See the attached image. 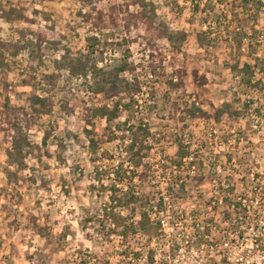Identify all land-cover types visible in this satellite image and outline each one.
Here are the masks:
<instances>
[{"label": "rangeland", "instance_id": "rangeland-1", "mask_svg": "<svg viewBox=\"0 0 264 264\" xmlns=\"http://www.w3.org/2000/svg\"><path fill=\"white\" fill-rule=\"evenodd\" d=\"M2 1L29 18L11 23L0 14V37L24 48L9 60L11 100L27 105L32 93H40L52 99L54 110L31 128L33 147L22 165L5 154L10 144L0 127V264H136L143 257L149 264L155 258L162 264H228L227 257L241 251L232 234H244L245 254L247 245L263 240L264 0L246 6L243 0H149L150 19L128 0L87 7L82 0ZM75 59L88 62V80L67 78L64 67ZM124 64L129 66L117 88L108 84L98 93L99 79ZM245 64L251 72L243 71ZM52 73L61 75L54 88L44 77ZM116 103L111 124L91 118V108ZM126 120L150 128L151 150L135 184L153 205L165 198L164 212L152 214L163 227L127 238L114 232L108 239L118 229L108 216L109 189L126 144L117 126ZM50 123L58 128L47 154L37 146ZM58 138L65 139L61 149ZM181 144L191 155L178 168L172 163ZM106 169L110 176L101 175V183L108 191L96 178ZM170 181L179 185L170 190ZM227 199L250 207L252 228L241 229V215L229 210ZM250 256L261 259L254 251Z\"/></svg>", "mask_w": 264, "mask_h": 264}, {"label": "trees", "instance_id": "trees-1", "mask_svg": "<svg viewBox=\"0 0 264 264\" xmlns=\"http://www.w3.org/2000/svg\"><path fill=\"white\" fill-rule=\"evenodd\" d=\"M86 3L87 6H91L97 0H82ZM128 7L130 5L140 6L142 9L139 11L141 13L142 18H148L146 8L147 6L152 5V1L149 0H128ZM246 4L249 0H243ZM85 7V8H86ZM138 13V14H139ZM0 14L8 22H14L17 19L22 21H28V16L21 10V8L16 7L15 5L8 6L7 3H4L0 0ZM137 14V15H138ZM83 16L86 19L91 18V13H84ZM103 16H100L99 19L103 21ZM150 19V18H148ZM154 21V19H151ZM164 33L166 37L173 39V34L170 32V29L167 26H164ZM185 36V34H182ZM90 40H94L90 38ZM24 49L21 44H14L11 41L4 40L0 37V85L2 87V91L0 92V101H1V109L0 116L1 121L4 125L0 126L2 128V134L5 143L10 144V147H4V152L7 157L16 162L17 164H24V158L27 152L33 147V141L30 137L31 128L37 123L40 117L50 115L53 113L54 104L52 99L48 95H42L40 93H32L28 98L27 105H19L14 104L11 100V92L13 91L12 82L9 79L11 66L9 63L10 57L15 58L19 52ZM93 54V53H92ZM129 65H122L120 68L114 69L113 72H108V78L99 79L96 83L97 88L96 91L103 92L106 90L108 84L113 89L117 88L118 83L120 82V75L125 70L128 69ZM250 65L245 64L243 67V71H250ZM64 69L68 70L67 77L70 81L73 77L76 78H85L88 80L89 77V66L88 62L82 61V59H75L68 63L64 67ZM103 72V71H101ZM48 84L54 88L57 84L56 82L61 77L60 74H46L44 75ZM25 84L32 85V81H24ZM70 83V82H69ZM137 85V84H136ZM35 86V85H34ZM36 88V87H35ZM121 103H116L114 108L109 109L107 106L102 107H94L91 108V118L102 117L106 118L107 121L111 124L116 118L118 114V108ZM118 130L121 132L122 141L126 144L120 147L119 149V159H117V163L114 168V177L111 179L112 185L109 194L110 199V207L111 214L108 216L113 217L114 222L112 225L117 226L118 229H113L112 233L107 235L109 239L114 232H118L122 237L127 238L130 233H138L142 232L144 234L157 233L163 227V221L160 219L154 221L152 218V214H160L163 211V206L165 205V198L159 197V201L157 205H153L152 202L154 199L152 196L148 197L142 195L139 190L136 188L135 179L137 177V171L143 164L145 159V154L151 150L149 147V139L152 136L150 128L140 123L139 125H129V120H126L122 124H119ZM58 128L56 123H50L48 125V129L44 130V135L42 137V145L41 147L37 146V148H45V152L47 154L50 153L48 146L50 140L55 136V132ZM63 138L57 139V146L59 149L63 148L64 145ZM91 145L97 148V141L95 138L91 137ZM190 153L187 148H185L182 144L179 146V152L177 155V159L173 161L174 167L182 168L183 165L187 162L190 157ZM115 161L116 158L109 155V159ZM197 164L195 159L189 162V165L194 166ZM108 170L97 171L96 178H98V183L101 184L102 189L108 191L107 188L101 183V175L107 176L109 178L110 173ZM175 185H179L176 181H170L169 189L172 190V187ZM186 183L184 181L180 182V187L184 189ZM120 186V187H119ZM96 188V187H95ZM170 198H174L170 195ZM156 199V198H155ZM231 200V199H230ZM227 199V204L229 210L234 211H244L247 212V208L242 202H234ZM156 208V209H155ZM159 208L160 210H157ZM119 209V211H117ZM156 210V211H155ZM117 212V213H116ZM126 215L124 216V213ZM164 212V211H163ZM115 213V214H114ZM136 214H139L140 219L138 221L135 220ZM232 213L228 212V216ZM95 217L91 220L93 221ZM103 225V224H102ZM106 227V226H105ZM202 236V235H200ZM137 258L141 255V252L137 251L133 253ZM153 261V257H151Z\"/></svg>", "mask_w": 264, "mask_h": 264}, {"label": "built area", "instance_id": "built-area-1", "mask_svg": "<svg viewBox=\"0 0 264 264\" xmlns=\"http://www.w3.org/2000/svg\"><path fill=\"white\" fill-rule=\"evenodd\" d=\"M242 50L246 51L245 47H243ZM246 208H247V212H245V213H244V211H241V210L236 211V213L238 215H241L242 223H241V225H239V226H241V229H247L246 228L247 226L250 228L253 227V223L251 224L248 222V219L250 217L249 213H250L251 209L249 206ZM243 221H244V223H243ZM260 230H261V236H263V240L259 241L258 239H255L254 242H251L250 245H247V248H249V251L246 254L243 253L244 249L240 245V242H242V241H239V240L244 239V236H243L244 234H242L240 231L232 234L238 240V241L234 242L235 248H239V249H241V251L238 253V256H236L235 258H233L232 256H228L226 259L227 260L226 263L236 264L238 262V264H264V227ZM202 245H204V244H202ZM253 251L260 254V257H261L260 261H254V259H253L254 257L252 258L250 256V253H252ZM242 253L245 255H242ZM244 259H245V261H244ZM161 260H163V259L155 258L154 264H162ZM136 264H149V261H148L147 257L138 258Z\"/></svg>", "mask_w": 264, "mask_h": 264}]
</instances>
